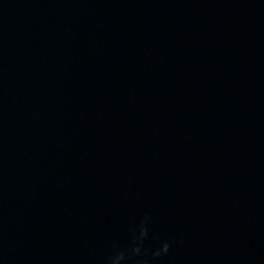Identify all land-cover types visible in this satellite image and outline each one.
Returning a JSON list of instances; mask_svg holds the SVG:
<instances>
[{
	"label": "water",
	"instance_id": "95a60500",
	"mask_svg": "<svg viewBox=\"0 0 264 264\" xmlns=\"http://www.w3.org/2000/svg\"><path fill=\"white\" fill-rule=\"evenodd\" d=\"M0 264H264V0H0Z\"/></svg>",
	"mask_w": 264,
	"mask_h": 264
},
{
	"label": "clouds",
	"instance_id": "9594fccd",
	"mask_svg": "<svg viewBox=\"0 0 264 264\" xmlns=\"http://www.w3.org/2000/svg\"><path fill=\"white\" fill-rule=\"evenodd\" d=\"M144 235V232L141 233V236ZM135 251H138V249H136ZM162 252H165L167 251V245H165L162 249H161ZM157 255H159V253H157Z\"/></svg>",
	"mask_w": 264,
	"mask_h": 264
}]
</instances>
